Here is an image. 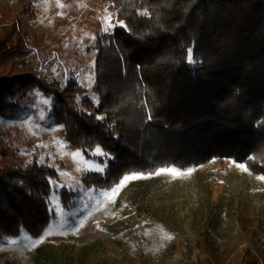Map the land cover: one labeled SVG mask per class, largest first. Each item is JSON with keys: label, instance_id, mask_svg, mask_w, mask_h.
<instances>
[{"label": "trees", "instance_id": "trees-1", "mask_svg": "<svg viewBox=\"0 0 264 264\" xmlns=\"http://www.w3.org/2000/svg\"><path fill=\"white\" fill-rule=\"evenodd\" d=\"M102 1L116 20L113 35L95 46L94 102L80 99L86 90L76 83L13 73L29 54L34 10L29 0H19L21 11L0 0V116L16 114L32 90L49 98L72 148L88 158L96 147L106 154L99 161L107 171L86 174L87 187L110 189L132 172L225 158L264 176V0ZM10 153L2 149L0 157ZM53 177L48 166L0 165V240L21 231L38 237L48 226ZM69 199L63 192L64 205ZM208 252L214 263L203 264L222 263ZM262 253L256 239L232 264H259Z\"/></svg>", "mask_w": 264, "mask_h": 264}, {"label": "rangeland", "instance_id": "rangeland-1", "mask_svg": "<svg viewBox=\"0 0 264 264\" xmlns=\"http://www.w3.org/2000/svg\"><path fill=\"white\" fill-rule=\"evenodd\" d=\"M1 1L14 11L24 7L19 0ZM29 1L34 10L29 18V54L18 58L13 73L30 72L63 86L76 83L86 90L80 99L97 102L92 91L95 46L105 35H113L115 13L102 0ZM22 14V19L29 16ZM51 110L50 99L35 89L20 102L16 114L0 116V151H11L0 157V165L36 164L56 174L49 178L48 226L38 237L21 231L17 237L1 239L0 264L214 263L209 248L221 264H232L243 251H253L256 239L263 251L259 264H264L263 175L246 166L244 171L228 158L184 170L169 167L182 173L177 176L156 174L169 168L152 174L132 172L126 175L143 178L128 181L110 200L105 194L125 175L110 189L85 186L83 177L92 172L104 175L107 163L94 154L97 147L90 158L72 148ZM73 153L79 156L74 159ZM63 192L70 194L66 205ZM252 233H257L256 239ZM35 241L42 242L26 247Z\"/></svg>", "mask_w": 264, "mask_h": 264}, {"label": "snow or ice", "instance_id": "snow-or-ice-1", "mask_svg": "<svg viewBox=\"0 0 264 264\" xmlns=\"http://www.w3.org/2000/svg\"><path fill=\"white\" fill-rule=\"evenodd\" d=\"M147 14H148L147 11L140 13V15H147ZM106 23H108L109 26H111V17L106 18ZM120 27H125L126 28V25H124L123 22H120ZM188 63L189 64L194 63L193 58H192L191 49H189V51H188ZM98 119H99V117H98ZM148 119H151V116H149ZM94 154L95 155H106V154H104L101 151V149L99 147H97L95 149ZM72 155H73V158L75 159L76 157L79 156V153H73ZM249 159H252V157H249ZM237 167L241 168L244 171L248 170L245 167V165H243V164L237 165ZM189 171H191V170H189ZM163 172L170 173L173 176H177V175L182 174V173L178 172L177 170L171 169V168H169V169H160L156 174H160V173H163ZM138 178H143V177L138 175V174L125 175L122 178V180L119 182V184L116 185L109 193H106L105 195H107L110 200L113 199L116 195L119 194L120 189L123 188L127 184L128 181L133 180V179H138ZM259 178L264 180V176L259 177ZM166 239H171V237L168 236V237H166ZM26 240H30V238H26ZM40 242H42V241H35V242H32V243H28V244H26V247H33L35 243H40Z\"/></svg>", "mask_w": 264, "mask_h": 264}]
</instances>
